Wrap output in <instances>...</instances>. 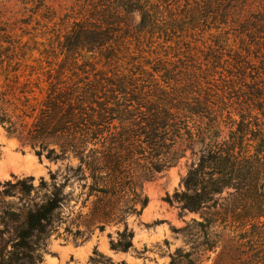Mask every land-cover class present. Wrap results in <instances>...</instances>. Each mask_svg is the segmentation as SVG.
Wrapping results in <instances>:
<instances>
[{"label":"rangeland","instance_id":"1","mask_svg":"<svg viewBox=\"0 0 264 264\" xmlns=\"http://www.w3.org/2000/svg\"><path fill=\"white\" fill-rule=\"evenodd\" d=\"M50 68L102 98L187 100L191 111L184 112V139L173 147L171 167L141 182L148 203L127 219L131 250L111 247L124 225L86 228L96 198L90 179L76 178L65 190L73 195L60 223L45 241L39 234L32 240L41 259L36 264H264L257 239L252 248L254 240L246 244L239 229L207 226L200 213L183 212L172 201L200 156L201 145L189 148L186 131L224 137L249 105H264V0H0V114H12L16 127L26 123L27 131L33 121L19 117L14 97L32 90L27 96L40 108L45 94L37 87ZM194 101L207 103L208 112L197 111ZM248 115L254 123L264 119L257 110ZM9 126L0 123V183L32 179L35 191L3 195L2 185L0 201L40 205L46 200L41 181L49 191L51 174L61 181L79 159H57L55 143L32 144ZM7 229L0 223V231Z\"/></svg>","mask_w":264,"mask_h":264},{"label":"trees","instance_id":"2","mask_svg":"<svg viewBox=\"0 0 264 264\" xmlns=\"http://www.w3.org/2000/svg\"><path fill=\"white\" fill-rule=\"evenodd\" d=\"M55 72L51 68L41 72L46 84L37 87L45 94L40 108L35 97L27 96L32 90L20 91L14 97L19 117L33 121L27 131L26 123L19 127L11 123L12 114L6 111L0 114V123H9L10 133L32 144L55 143L60 148L57 159L73 155L79 165L68 166L61 181L57 174H51L49 191L48 184L41 181L39 188L46 190V200L40 205L34 200L18 206L0 201V223L8 228L0 231V264L41 261L32 240L39 234L45 241L55 223H60L59 212L73 195V190H65L76 178L90 179V195L96 198L84 221L86 228L104 231L107 225H124L111 247L131 250L134 231L127 219L140 216L148 203L141 182L171 167L173 147L184 139L180 131L184 129V112L191 111L189 101L102 98L93 87L83 88L80 82ZM206 104L192 103L202 112H208ZM263 106L249 105L246 113L239 115L240 121H233L237 127L224 137L220 132L186 131L189 148L201 145L200 156L184 178L183 189L172 198L183 212L200 213L207 226L220 223L239 229L246 244L254 240L252 248L257 239L256 249L264 248V119L254 123L256 117L248 111L257 110L264 117ZM31 181L0 183L6 187L2 194L18 192L28 197L35 191Z\"/></svg>","mask_w":264,"mask_h":264}]
</instances>
